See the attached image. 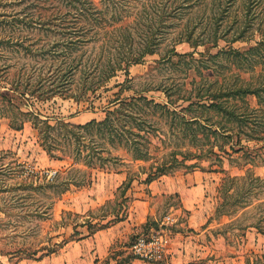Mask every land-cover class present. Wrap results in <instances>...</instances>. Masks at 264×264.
Here are the masks:
<instances>
[{
  "label": "rangeland",
  "instance_id": "obj_1",
  "mask_svg": "<svg viewBox=\"0 0 264 264\" xmlns=\"http://www.w3.org/2000/svg\"><path fill=\"white\" fill-rule=\"evenodd\" d=\"M20 6L17 0H0V14H6ZM226 6L228 9L219 25L214 18L217 5L209 4L203 6L204 8L194 5L191 14L193 27L195 26L193 37L190 41L185 40L175 45L179 54L172 55L170 51L172 42L177 38L176 29L158 52L148 54L143 62L131 65L128 74L123 70L118 71L106 85L87 97L79 96L75 99L60 95L47 98L45 95L40 98L29 95L16 96L8 89L10 85L1 79L0 89L6 90L10 96L13 95V101L24 110L38 111L43 118L51 117V122L62 118L66 121L84 123L92 118H103L108 109L119 105L121 99H129L136 95L143 94L160 102H168V90L173 100L172 106L180 108L189 102L183 97L191 94L194 100L197 98L198 87H201L202 92L210 89L211 96H214L238 84L255 83L259 76L264 74V63L256 65L255 68L248 67L244 62L239 63L233 53L227 50L231 48L245 50L257 40L264 38V0H259L249 10L241 0H228ZM242 26L243 29L246 27L243 36L234 39L242 30ZM3 32L4 30L0 28V35ZM14 62L15 67L31 72H37L40 66L43 68L49 66L45 65V60L26 59L21 57V53L10 51L0 45L1 68L8 66L11 70ZM77 83L76 79L63 87H67V92L76 93L79 91ZM50 86L46 83L45 88L48 89ZM227 97L221 98L225 99L224 105L236 108L237 112H249L250 119L246 121L247 124L237 127L236 122L225 121V118L213 108L205 111V114L211 115V120L215 124L225 122L226 128L235 126L232 127V131L231 129L228 131L233 133L230 144H234L235 148L243 145L240 151L231 150L230 144H226L224 138L213 132H209V137H204L202 132H196L195 123L193 135L190 133L191 137L186 138L181 129L182 124L176 128L175 124L170 125V115L150 113L148 119L155 122L159 136L153 137L151 159H132L125 149L115 150L100 136L95 135L92 138L98 140L99 148H103L100 150L104 155L111 156L109 152H112L120 158H112L103 162L102 166H99V160L93 167L86 166L81 160L75 161L68 150L56 151L62 155V159L70 162L68 165L49 164V155L40 145L39 133L32 122L26 118L22 128H15L10 124L8 117L0 115V264H128L137 257L131 245L138 235H149L161 230L168 234L170 240L189 214L178 192L150 196L152 212L149 213L147 220L140 226H133L131 231L117 233L109 245L108 254L100 261L93 263L92 254L86 258L74 252L72 260L64 263L68 244L79 239L81 233L88 234V231L93 233L98 229H105L108 232L107 227L116 222L117 216L125 219L130 211L131 195H128L127 191L135 187L134 191L138 195L143 194L145 189L147 193L148 189L145 188L147 182L144 178L151 163L156 165L163 159L173 161L175 155L181 160L184 155L179 151L187 147L193 149V158L185 159L186 165H179L166 175H181L195 170L205 174L203 178L208 179V184L204 192L208 198L207 201L206 199L203 201V209L212 212L209 218L213 226L211 229L223 233L226 241L232 245L228 254L235 258L229 259L228 264H245L248 255L255 257V252L263 253L264 231L260 232L255 226L248 225L254 223L264 225V219H261L264 215V191L251 192L245 199L246 203L230 205L229 208H237L229 214L215 213L217 188L225 176L240 175L250 170L253 174L264 177V93L261 97L254 94H248L244 98ZM114 99L117 100L111 102ZM2 106L3 103L0 101V108ZM197 108L187 116L199 114L200 107ZM215 126L217 128V125ZM236 129L241 131L240 143L236 141L234 133ZM249 133L253 138L248 135ZM220 145L229 148L231 154L221 151ZM62 146L67 147L65 144ZM211 148L215 150L213 153L208 151ZM196 150L203 152L197 156ZM245 150L249 152L247 155L244 153ZM86 152L83 150L81 155ZM21 162L43 172L46 169L57 168L58 173L53 180L38 178L44 184L50 185L36 189L23 188L16 172ZM194 162L198 165L188 166ZM119 170L125 171V179L132 180L130 188L125 193L127 197H124L123 188L118 187L112 197L103 201L100 192L108 185L110 190L115 188H113L115 181L107 172ZM96 195L100 198H96ZM94 198L96 203L93 202ZM89 205L91 207L88 208ZM168 214L175 217L173 223L164 222ZM85 224L87 226H84ZM125 226L131 227L127 223ZM120 230H123V227ZM93 239L89 238L87 248L92 247ZM62 241L64 242L62 247L50 251L54 243ZM170 255L166 252L162 258L145 260L166 264ZM211 258L215 259V254H212ZM205 259H198L197 262Z\"/></svg>",
  "mask_w": 264,
  "mask_h": 264
},
{
  "label": "trees",
  "instance_id": "obj_2",
  "mask_svg": "<svg viewBox=\"0 0 264 264\" xmlns=\"http://www.w3.org/2000/svg\"><path fill=\"white\" fill-rule=\"evenodd\" d=\"M228 0H17L21 6L10 10L6 14H0V28L4 30L0 35V45L10 51L21 53L26 59L45 60V68L41 67L37 72L15 67L16 62L9 70L8 66L1 68L0 79L8 83L9 90L16 96H41L77 98L88 96L123 70L128 74L129 67L143 62L146 55L159 51L161 45L177 30V38L170 46L173 54H179L175 45L182 41H190L193 37V6L200 8L209 4L217 5L214 18L220 25V20L227 11ZM248 8L254 6L259 0H241ZM261 1V0H260ZM186 20V21H184ZM245 22V21H243ZM246 25V24H245ZM246 27L234 39L243 36ZM264 38L256 41L245 50L231 48L235 59L246 63L248 67L264 63ZM171 55V56H172ZM243 63V65H244ZM0 70V71H1ZM79 91L67 92L63 87L75 81ZM46 83L51 85L45 88ZM61 86V89L59 87ZM210 90V89H209ZM209 90L202 92L197 88V98L194 100L191 94L183 97L189 101L186 105L177 108L172 106L173 100L167 90L168 102H160L146 95H136L129 99H121L119 105L110 108L101 119L92 118L84 123L66 121L62 118L51 122V117L43 118L37 111L24 110L13 101L6 90L0 89V115L8 117L10 124L15 128H22L26 118L37 128L40 145L51 158H61L60 151H70L75 161L81 160L88 167H93L99 160V166L110 159H119L120 156L104 155L99 148L98 140L92 138L98 135L113 149H125L135 160H149L152 158L151 144L153 137L158 138V127L148 115H170V125L175 128L182 124L184 137L193 135V123L196 124V132H202L204 137H209L213 132L224 138L227 144L232 143V127L225 122L215 124L211 115L205 111L212 109L220 113L225 121L236 122L237 127L247 124L250 119L249 112H237L236 108L224 105V100L231 96L244 98L248 94L261 97L264 93V74L259 76L255 83L247 82L238 84L227 90H222L219 95L211 96ZM191 93V92H190ZM226 95V96H225ZM225 97V99H221ZM118 99V98H117ZM114 99L111 102H115ZM195 105V106H194ZM200 107L199 114L187 116ZM197 113V112H196ZM150 120V121H149ZM217 125V128L216 126ZM189 133V135H188ZM237 143L242 142L241 131H234ZM251 138L252 134H248ZM250 139V138H249ZM67 147L64 148L62 145ZM243 146V145H242ZM230 144L231 150L240 151ZM101 149V150H100ZM221 151L231 152L229 148L220 145ZM87 151L82 154V151ZM178 150V148H176ZM183 159L174 156L173 161L162 160L156 165L151 163L144 181L149 183L160 175L172 172L179 165H186L185 159L193 158V149L190 147L180 150ZM214 152V148L208 150ZM203 151L197 152L201 155ZM245 155L249 152L244 151ZM196 162L188 166L194 167ZM17 175L23 188L36 189L50 184H44L41 176L31 169L26 163H19L16 168ZM46 179V178H45ZM132 183L131 178L123 180L118 189L123 188L125 194ZM217 203L215 213L229 214L237 207L230 205L246 203L245 199L251 192L264 191V177L253 174L248 170L240 175L225 176L217 188ZM65 189H62V191ZM127 197L126 194L124 196ZM117 216V220H121ZM261 219H264L262 215ZM147 223V222H146ZM146 225V224H145ZM255 226L258 231H264V225L260 223L249 224ZM63 242V241H62ZM54 243L50 251H56V247H62V243ZM130 246V244H128ZM127 246V247H128ZM49 251V250H48ZM96 261H100L99 258ZM264 252H255V257L248 255L245 264H264ZM109 264V263H108ZM116 264V263H115Z\"/></svg>",
  "mask_w": 264,
  "mask_h": 264
},
{
  "label": "crops",
  "instance_id": "obj_3",
  "mask_svg": "<svg viewBox=\"0 0 264 264\" xmlns=\"http://www.w3.org/2000/svg\"><path fill=\"white\" fill-rule=\"evenodd\" d=\"M48 158L49 164L56 166L68 165L70 163L67 159L51 158L49 156ZM107 174L113 177V181H115V186H113V188H115L110 190L108 185L100 192L99 195H103V201L113 196L114 191L122 184L126 175L123 170L111 171L107 172ZM203 175L205 174H203L202 171L200 173V171L197 170L192 173L181 175L164 174L146 183L145 188L148 189L147 193L145 189L144 193L139 195L134 191L135 187H131L129 191H127L128 195H131L129 200L130 211L125 219L123 218L108 226V232H106L105 229H98L93 233L89 231L87 232L88 234L81 233V238L79 237V239H75L68 244L69 247L66 248L67 250L64 254V263L72 260L75 256V254H73L74 252H78V256L84 255L86 258L92 254L93 263L97 258L101 260L108 254L109 245L113 241V238L116 237L117 233L131 231L133 226H140L147 220L149 213L152 212L149 200L150 196L161 195L167 192H178L181 197V202L183 206L189 210V214L187 220L180 224V227L175 230L173 236L169 240L170 243L168 244L166 252L171 255L170 258L167 259L168 261L166 264H228L230 262L229 259L235 258L228 254V251H231L230 247L232 245L230 242L226 241V236L224 237L223 233L215 232L211 229L213 226L212 223L209 222V218L212 212L210 213L203 209V201H205V199L207 201L208 198V195L204 192L205 186L208 184V179L206 178L204 180ZM105 181L108 182V180ZM102 185H104V182H102ZM111 185L112 184H110V186ZM99 195H96V198H100ZM93 202L96 203V199ZM90 205L88 208L91 207ZM92 207H94L93 204ZM125 223L131 225V227L125 226ZM181 225L184 226L182 227ZM84 226H87V224ZM121 227H123V230H120ZM89 238H94L92 240L93 245L87 248V243L88 245L90 243ZM193 251L195 253L194 255ZM212 254H215V259L211 258ZM204 258H206L204 261L200 263L197 262L198 259ZM128 264L164 263L135 257L131 263Z\"/></svg>",
  "mask_w": 264,
  "mask_h": 264
},
{
  "label": "built area",
  "instance_id": "obj_4",
  "mask_svg": "<svg viewBox=\"0 0 264 264\" xmlns=\"http://www.w3.org/2000/svg\"><path fill=\"white\" fill-rule=\"evenodd\" d=\"M30 167L32 170H34L41 176H45L47 180H53V178L58 173L57 168L46 169L43 172L36 170L32 166ZM174 221H175V217L172 214H168L165 216L164 222L173 223ZM168 244H169L168 234L164 231L157 230L149 235L146 234L138 235L135 241L133 242V244L131 245V249L133 253L139 258L159 259L162 258V256L166 253Z\"/></svg>",
  "mask_w": 264,
  "mask_h": 264
}]
</instances>
